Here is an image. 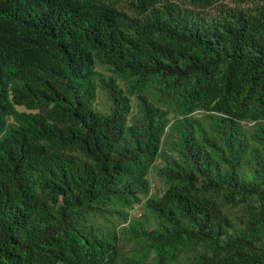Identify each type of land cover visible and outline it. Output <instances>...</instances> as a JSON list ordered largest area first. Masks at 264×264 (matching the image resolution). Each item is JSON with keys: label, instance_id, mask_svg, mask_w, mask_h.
<instances>
[{"label": "trees", "instance_id": "1", "mask_svg": "<svg viewBox=\"0 0 264 264\" xmlns=\"http://www.w3.org/2000/svg\"><path fill=\"white\" fill-rule=\"evenodd\" d=\"M120 259L264 264V0H0V264Z\"/></svg>", "mask_w": 264, "mask_h": 264}, {"label": "rangeland", "instance_id": "2", "mask_svg": "<svg viewBox=\"0 0 264 264\" xmlns=\"http://www.w3.org/2000/svg\"><path fill=\"white\" fill-rule=\"evenodd\" d=\"M108 76V74H107ZM132 103H133V112L131 114V116H134L138 113L137 110V100L135 97H132ZM96 109H98L99 111L105 112L109 109L110 103L107 100L106 94L105 92L99 90V95L97 98V102H96ZM152 187L154 192H159L162 189V184L160 182V180L155 176V172L152 173ZM138 214L142 213V211L139 209L137 211ZM126 254L130 255V250L129 247H126ZM119 264H124L122 259H120ZM177 264H186V260L183 259L180 263Z\"/></svg>", "mask_w": 264, "mask_h": 264}]
</instances>
